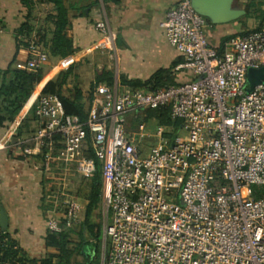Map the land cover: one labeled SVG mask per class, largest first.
I'll use <instances>...</instances> for the list:
<instances>
[{
  "label": "built area",
  "instance_id": "obj_1",
  "mask_svg": "<svg viewBox=\"0 0 264 264\" xmlns=\"http://www.w3.org/2000/svg\"><path fill=\"white\" fill-rule=\"evenodd\" d=\"M206 24L190 0H178L165 13L164 36L181 57L175 68L194 78L153 91L97 85L84 121L66 114L56 95L41 93L65 58L34 87L38 124L17 144L27 155L45 148L46 170L71 162L83 176L95 170L92 150L102 180L105 264H264V194L250 191L264 185V80L246 91L247 71L264 72V23L231 36L221 50L209 44ZM94 28L111 43L103 21ZM26 53L25 69L48 61L35 31ZM165 107L178 129L143 154L125 131L126 115ZM64 199L70 225L78 208ZM50 213L47 228L58 232L59 214Z\"/></svg>",
  "mask_w": 264,
  "mask_h": 264
},
{
  "label": "crops",
  "instance_id": "obj_2",
  "mask_svg": "<svg viewBox=\"0 0 264 264\" xmlns=\"http://www.w3.org/2000/svg\"><path fill=\"white\" fill-rule=\"evenodd\" d=\"M61 1L67 11L65 34L73 48L60 70L71 69L62 93L68 95L77 88L85 110L89 108L97 85L116 84L120 90H130L123 80L144 81L159 69L165 71L171 83L194 78L190 72L175 68L181 57L164 36L165 13L178 0ZM31 2L29 9L21 0H0V69L8 64L24 68L28 54L24 43L19 42L22 38L18 30L27 17L33 30H39L49 43L53 29L49 17L54 14L53 6L46 1ZM255 2L232 0L230 7L244 10L243 15L219 23L206 20L209 44L217 47L228 37L245 33L252 29L253 20H258V26L262 25L264 11L261 17L249 11ZM97 21L106 24L112 35L111 43L95 30ZM43 49L46 51L47 47ZM50 58L54 62L43 65V76L60 59ZM37 93L38 89L34 88L15 118L0 127V207L7 216L6 228H0V264H14L20 257L38 259L56 253L53 247L45 245L46 223L51 213L45 206L44 195L50 172L30 158L31 155H23L17 144L20 138L32 135L37 127L38 121L33 114ZM18 131L20 136L15 137ZM127 132L139 146L135 133ZM161 136L166 137L165 134ZM73 260L80 262L76 256ZM89 264H94V260L90 259ZM95 264L105 262L99 259Z\"/></svg>",
  "mask_w": 264,
  "mask_h": 264
},
{
  "label": "trees",
  "instance_id": "obj_3",
  "mask_svg": "<svg viewBox=\"0 0 264 264\" xmlns=\"http://www.w3.org/2000/svg\"><path fill=\"white\" fill-rule=\"evenodd\" d=\"M21 1L30 9L32 4L31 0ZM40 1L49 2L53 6L54 14L49 17L53 29L51 30L50 40L47 45H45L43 35L40 31H35L37 42L40 43L42 47H47L46 51L48 55L58 57L60 59L66 58L72 53L73 49L70 39L67 38L65 34L67 26V11L61 0ZM28 20L29 19L27 17L18 30L22 38L19 42L22 41L26 47L31 34L34 31L33 27L29 25ZM224 42H222L220 46H212L217 50H221ZM70 70L71 69L68 68L65 71L58 72L52 79L46 82L41 90V93L56 95L61 101L62 108L66 114L75 115L81 121H84L88 110H85L83 104L80 102L81 92L77 88H73V93H69L68 95L62 93V86L65 84ZM42 77V68L29 70L25 68H15L12 67L11 64H8L4 69H0V127H3L6 123L11 122L15 118L23 103ZM123 84H127L131 87V89L153 91L163 86L175 83L169 82L167 80V75H165V71L159 69L155 71L147 80H123ZM92 87L93 86H91V88ZM145 113L147 117L155 118L161 125L171 126V135L166 134V137L172 138L174 136L175 131L178 129L179 121L170 119L168 109L166 107L146 109ZM19 134L20 131L17 132V136L15 137L20 136ZM22 147L23 144H20V149ZM44 152L45 148H43L40 153L30 156V158L40 162L42 168L44 167ZM87 155L94 159L95 170L92 174H90L91 177L89 179L83 181L88 187V193L84 198L86 203L84 205L82 220L78 231V234L82 237L81 241L74 244V247L71 246L70 235L74 232V229L71 225H66L65 218H60L59 224L61 225V230L58 232L48 230L45 236V245L53 247L56 250V253L49 254L38 259L20 257L16 259V263L14 264H89L90 259H93L95 264L100 259L97 243V241L100 240V233L99 231L96 233L92 230L93 225L90 223V217L91 213L99 206V201L101 200L102 180L100 176V165L95 159L90 148L87 149ZM56 193L57 192L54 191L53 185L51 184V180L48 178V187L44 195L45 206L48 210L54 209L58 213L61 211L64 212L65 206H63L64 204H61L62 198H55ZM55 200L56 202L58 201V204H55ZM87 236L93 238L95 241L86 240ZM76 255H82L81 262L73 260V257ZM103 260L105 262V256Z\"/></svg>",
  "mask_w": 264,
  "mask_h": 264
},
{
  "label": "rangeland",
  "instance_id": "obj_4",
  "mask_svg": "<svg viewBox=\"0 0 264 264\" xmlns=\"http://www.w3.org/2000/svg\"><path fill=\"white\" fill-rule=\"evenodd\" d=\"M40 1V0H39ZM256 1L254 7H250L249 11H251L252 15H255L256 17H261L264 11V0H254ZM38 11V10H37ZM36 11V12H37ZM41 10H39L40 12ZM251 15V17H253ZM37 18V16H35ZM251 22V21H250ZM253 23L250 25V27L256 28L258 27V20H253ZM39 29H43L42 24H38ZM42 27V28H41ZM251 30V29H250ZM43 41L45 45H47V38L44 36ZM50 56H48V63H53ZM142 125V132L144 133V136L141 139H138V136L135 135L136 140H139L140 143L139 148L142 151L143 154H146L148 151V148L151 146H154L156 142L158 141V137L161 134H170L172 132L171 126L161 125L155 118H149L146 116L145 110H141L137 116H133V114H127L125 118L124 128L125 131L130 132H138V126ZM177 131V130H176ZM175 131V132H176ZM183 132H180L179 135L183 136ZM167 136V135H166ZM49 179L51 180V184L53 185L54 191L63 192L65 196L64 200L70 199L73 200L77 204L78 208V220L72 222L71 227H73L74 232L70 235V243L71 246L74 247V244L81 241V236L78 234L80 222L82 220L84 205L86 203V200L84 199L85 196L88 193V187L85 185L83 181H86V179H89L91 175L83 176L77 173L74 163H68L66 165L62 163H53V167L51 170H49ZM250 191L253 197H258V195L264 194V185L263 186H250ZM59 192V193H60ZM56 193L55 198H58ZM62 198V197H61ZM62 198V199H63ZM58 204V201L55 204ZM63 205V204H62ZM64 206V205H63ZM64 209V208H63ZM65 218L64 212L59 213V219ZM90 223L93 225L92 230L94 232L100 233V240L97 241L99 253H100V259H104L105 256V242L103 237V228L105 224V212L102 207L101 200L99 201V206L91 213L90 217ZM86 240L95 241L93 238H90L89 236L86 237ZM76 257L79 259V261H82V255H76Z\"/></svg>",
  "mask_w": 264,
  "mask_h": 264
},
{
  "label": "water",
  "instance_id": "obj_5",
  "mask_svg": "<svg viewBox=\"0 0 264 264\" xmlns=\"http://www.w3.org/2000/svg\"><path fill=\"white\" fill-rule=\"evenodd\" d=\"M231 1L232 0H190V4L193 10L206 20L212 23H219L235 19L244 14V10L242 9L231 8ZM261 80H264V72L262 69H249L246 76L248 85L246 91H250L252 87ZM6 226L7 216L3 208L0 207V228L5 229Z\"/></svg>",
  "mask_w": 264,
  "mask_h": 264
}]
</instances>
